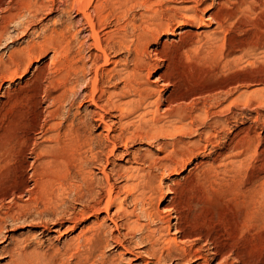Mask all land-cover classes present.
<instances>
[{
	"label": "rangeland",
	"instance_id": "rangeland-1",
	"mask_svg": "<svg viewBox=\"0 0 264 264\" xmlns=\"http://www.w3.org/2000/svg\"><path fill=\"white\" fill-rule=\"evenodd\" d=\"M1 1L0 19L3 14L5 15L6 11L9 12L16 7V0ZM36 1L38 0H31L32 4ZM48 1L50 0L42 1L44 2V7L39 9V13L34 18L32 17L33 19H31V16L25 11L24 13H27L28 19L25 17V14L21 19L18 18L21 22L24 21L22 22L23 26L19 24L21 22L18 20L19 23L16 21L17 24H13L15 22H11V24L8 23L7 34L3 37L5 39L0 42V59L6 62V65L0 67V220L4 218L0 221V232H2L0 233V264H8L9 251L17 244L21 246L26 245L28 249L34 248L41 257H49L54 254L56 250L62 253L72 236L77 234L83 226L90 225L92 223L91 220H94L93 217H89L79 223L77 227L75 226V229H66L67 226L71 225L69 218L72 208L75 207V210H78V208L81 209L83 207L82 203L77 200V197H75L76 195L74 196L73 194L67 193V189L65 190L66 192L62 191L61 193L59 189L62 187L59 186L60 183H58L60 180L55 174L53 176L54 180H52L49 188H47L43 194L38 195L33 189V179L30 175V170H28L30 166L37 163L36 159L34 160V154H28L29 146L34 142V139L41 136L36 138L35 142H40L42 145H49L53 142L48 135L51 136L55 132L53 130L47 131L48 125L60 121L61 119H71L74 114H76L77 118H84V112L86 110H94L86 101V93L88 91L86 85L93 71L90 54L92 50L94 52L93 46L90 44L92 40L89 37V26L86 20L82 19L83 16L76 9V6H68V4H71L68 3L70 0H53V2L51 0L49 5H47ZM103 5L102 16L106 18L104 17L97 27V29L100 28L102 31L98 29L100 38H102L101 40H105L103 38H106L108 34L109 36L114 35L113 33L117 32L115 30L127 21H131L135 25L134 31L128 28L131 37L133 33L135 34L139 30H142L143 25L145 30H147L148 26L151 27H149L151 30L157 29L156 39H151L149 43H147L148 50H150L149 59H157L160 57L164 58L165 61L169 59L174 61L173 67L169 70L167 69L165 73L166 77L164 83L167 80L179 82L182 90L187 92L182 99L185 103L195 102L196 100L201 101L199 98H206L208 94L217 92L215 99L207 100V104L204 105L203 109L204 115H206L203 121L206 120V124H208L207 122L209 121L210 124L208 125H212L213 127L211 129H216L214 131L210 129L211 136H205L201 132L203 129L206 130V127L199 123L193 124L191 131L176 135V137L173 138L164 137L158 140L153 139L154 141L150 139L148 142L145 138L140 139L134 136L135 138L133 137L132 142L130 141V145L127 146V152L130 154L124 152L121 143L117 144L114 155H108L106 147L110 149V145L104 148L101 161L104 163L106 154V157L108 156L109 158L106 170H116L119 167H127V165L130 164L127 160L130 158L131 154H139L141 156L146 154L147 156L153 155L155 157H160L163 153L158 150L159 142H167V151H169L172 149V146H175L174 142L176 139L180 138V140L184 142V145L176 149V154L172 153L171 156L169 155L170 158L168 157L167 161L169 164L178 165L180 160L184 159L185 163L181 168L178 167L177 171L168 172L169 174L166 172L161 176L160 183L162 192L165 195L169 187L176 191L177 204L180 211L184 214L183 218L185 219L182 220L183 230L185 233L189 232V236L176 235L173 227H171L170 233L167 236L176 235L180 243H195L196 246H202L204 248L209 246L208 244H210V241L226 246L227 250H225L223 257H212L209 264H218L225 259L226 256L227 258L225 260H227L228 264H240L241 260H247V264H264V102L261 103L259 100V98H261L260 96H264V52L261 51L263 49L258 51L256 48V46L262 43L261 40L264 42V0H103ZM89 11L92 14L93 11H91V9H89ZM113 13L117 18L113 16ZM117 13H119V17ZM185 14L187 15L185 16ZM190 16H201L202 20L194 22L192 18H190V21ZM79 20L80 23L78 22ZM2 21L1 19L0 24ZM162 24L164 26L169 25L168 27L170 30L160 31L159 29L163 26ZM23 30H25V32ZM213 30L217 36L218 46L215 52L217 55H215L216 57L214 56V59L206 58L212 56H208V54L205 55V53L201 51V47L197 48L199 44L204 41V34ZM44 34L47 35L46 39L48 44H44L45 46L42 48L41 54L33 59L31 63L16 65L13 62H8V55L10 53L18 52L21 47H26L29 42L33 40L35 42H41V39L43 40L46 36ZM52 37L53 39H51ZM131 37L129 39H131ZM50 43L59 44L57 45L58 48L54 50ZM190 43L192 44V50H195L194 53L197 51L196 54H193L194 56L191 55L192 53H189L190 51L186 54H182L188 45L190 48ZM219 44L222 46L220 47ZM116 46L115 44L113 46L114 49L111 48L107 50L110 60L120 61L126 59V51L118 49ZM195 47L197 49H195ZM78 48L79 50H77ZM240 48H245L248 54L246 53L240 60H236L237 63L235 62V64H227L229 68L226 67V65V69L221 67L222 65L219 61L220 52L223 51L224 54L235 50L236 54L234 53L230 58L234 55L238 57L237 55H239L238 52ZM156 52L159 54L157 53V55H155L154 53ZM82 59L86 62L85 64L87 66L85 65L84 74L80 76L78 84L75 85L77 86L75 87L76 92L73 95L75 96L76 94L74 97L75 102L73 101L71 106L69 102H67L68 100H63L60 106L62 111L59 112L61 116L57 115V117H53L51 111L54 109L55 104L53 105L54 102L50 100L51 98L47 95L50 94V96H54L57 92L62 90L60 88H62V81H64L65 75L71 73L74 67L83 61ZM75 61H78L77 64H75ZM102 63L103 60L101 57L97 61V65L99 64L98 66H100V69L106 67V65H102ZM216 64L217 66L214 68ZM112 66L113 64L111 63L107 65V67ZM16 69L17 71L15 72ZM59 71L63 75L59 73ZM158 72H160L159 68L154 67L150 79L154 78ZM58 78H61L62 84ZM112 82H104L102 86L107 90H116V88L121 86L120 82ZM218 85H221V87H217ZM242 89L244 90V95L240 97L239 103L233 102L231 105L230 101L236 98ZM258 90L261 93H259ZM200 91L201 94H198ZM161 93H164V91ZM227 93L229 95H227ZM256 95L257 98L255 97ZM104 101L105 99L103 97L99 103L105 105L106 102ZM229 103L230 106H228ZM163 107L164 104L159 107L161 108L160 110H162ZM107 110L109 109L105 108L106 112H100L105 114V120L108 123H114V126H112L113 133L117 134L120 130L119 123L123 122L124 119L119 121V117L115 112ZM66 116L67 118H64ZM216 116L224 120L223 126H213L212 120L213 117ZM148 117L150 118L149 114L147 118ZM129 121H131L132 124L139 123L137 114L130 115ZM92 122L94 123V121ZM145 126L146 125H143L144 128ZM130 127L132 128V126ZM43 129H47L46 132L45 130L43 131ZM239 130L241 131L239 132ZM98 131L100 132L101 129L92 132L93 134H97ZM101 132L104 133L103 131ZM137 132L142 133L143 131L141 129L137 130ZM19 136L22 138L27 137L29 142L31 141L25 154L20 153L18 150L20 149V144L18 142L21 138H19ZM47 137L49 141L51 140L50 142L47 140ZM15 147L18 150L16 152ZM231 148L232 150H230ZM133 151L134 153H132ZM121 152L125 155H122ZM175 158L177 159L175 160ZM132 164L135 165L134 163ZM95 166L97 167L98 165L95 163L90 165L93 176L95 178L97 177L96 179L102 180L100 167L98 166L99 168H96ZM140 166L144 169L146 168L145 170L148 169L146 165ZM115 167L116 169H114ZM152 170L154 173L160 172V168L158 169V167H153ZM111 181L115 182L118 186H121L125 182V180L120 177L118 178L116 175L112 176ZM17 182H21L20 190L12 196L10 193ZM59 191L60 193H58ZM53 193L54 195H52ZM165 195L158 204L160 210L166 209L168 196L166 197ZM16 203L28 204V207L34 210L32 211L29 209L31 215L29 212H27V214L24 212L23 216L17 212L18 208L16 207ZM125 204L129 210L133 208V204L129 198L126 200ZM88 205L87 207L85 206L86 210H88ZM135 210L139 213L138 209ZM11 212L15 217V221L6 215L12 214ZM20 215L23 217H20ZM113 217L114 216H112V218ZM142 218L143 217H140L139 219L141 220L139 221L147 224V220ZM113 219L117 224V228L112 222H107V225L113 230H111V232L119 237L121 245L111 240L110 245L105 248L106 256L113 261H118V264H140L143 260L152 262V258L148 257V255L145 256L144 254L136 253L137 251L142 252L147 249L146 245L142 246V243H138L139 233L133 232V234L131 233L132 235H124L125 233L123 232L126 229L122 227L123 219H121V217L119 218L118 215H115ZM155 224L156 223L151 222V228L155 227ZM44 226L47 228L49 226L50 229L43 230ZM64 229H66L65 232H63ZM145 230L146 229L143 231ZM204 235H208L209 238L201 237ZM125 247H127L128 250L125 249ZM66 261L67 256H63L62 262L66 263ZM199 262L198 259L194 260L193 258L190 260L175 259L167 264H200Z\"/></svg>",
	"mask_w": 264,
	"mask_h": 264
},
{
	"label": "bare ground",
	"instance_id": "bare-ground-1",
	"mask_svg": "<svg viewBox=\"0 0 264 264\" xmlns=\"http://www.w3.org/2000/svg\"><path fill=\"white\" fill-rule=\"evenodd\" d=\"M42 1H45V0H42ZM42 1L38 0V1L34 2V4H32L33 1L31 2V0H16V7L13 10H10V8H9L10 11L9 12L6 11L5 15L3 14V16L1 18L3 21L0 24V42H1V40L5 39L3 37L5 34H7L8 23L11 24V22H15L13 24H17L18 21L21 22L19 19H21V17L25 14L24 13L25 11L28 13V15L31 16V19H33L39 13L38 12L39 9L44 7V4H43L44 2H42ZM50 1H48L47 5H49ZM70 1L68 3H71V4L70 5L68 4V6H72V5L76 6V9L83 16L82 19L86 20L87 25L89 26V30H90L89 37L92 40V42L90 44L93 46V49H94V52L92 50V53L90 54V57H91L90 61L93 64V66H92L93 71H92V75L90 76L91 78L89 79L88 83L86 82L87 83L86 87L88 88V91L86 93V101H87V103H89L90 106H92L94 108V110H91V111L86 110L84 112V118H77L76 114H74L71 119H68L66 116L64 118H67L68 120L67 119H63V120L61 119L60 121L54 122L53 124H50L48 126L46 125L47 129H48V130L46 129L47 131L53 130L55 132L51 136L48 135L50 137V139H52V141H53L52 144L50 143L51 145L50 144L49 145H42V144H40V142L39 143L35 142V139L39 138L41 136L36 137L34 139V142L31 144V146H29L31 141L29 142V140L26 136H25L26 138H22L21 136H19V138L20 137L21 138L19 139V142L18 141L17 142L20 144V147H19L20 149H18L20 153L25 154L26 153L25 151L28 149V146H29L30 148L28 149V151H29L28 154L31 153V154H34V156H35L34 160L36 159L37 163L34 162L35 165L30 166V168L28 170H30V175L32 176V179H33V187H34L33 189L38 193V195L43 194L44 191L47 190V188H49L50 184L52 183V180H54L53 176L55 174V175H57L56 177L59 178V180H60L58 183H60L59 186L62 187V188L59 187V188H61V189H59V190H61V193H62V191L66 192L65 190L67 189V191H68L67 193L73 194L74 196L76 195L75 197H77V200H79L82 203L83 207L81 209L78 208V210H75L74 209L75 207L72 208L71 215L69 218L71 225L67 226V227L65 226L66 229H69V230L75 229L74 228L75 226L77 227V225H79V223L83 222L86 218H89V217H93L94 220H91L92 223L90 225L83 226L77 232V234L72 236V238L70 239V242L67 244L66 247H64L65 249H63L64 251H62V253L60 251L56 250L54 252V254H52L49 257H45V256L41 257L35 251L34 248L28 249L26 245L21 246V245L17 244V245H14L9 251L8 264H118V261H113L111 258H108V256H106V254H105V248H107L110 245L111 240H113V242L115 241V242H117V244L121 245V242H120L121 240L119 239V237L117 235H114L111 232L112 229L107 225V222H112L114 224V226L116 227L117 224L115 223V221L113 219L115 217V215H118L119 218L121 217V219H123V223H122L123 226L122 227H124L126 229L125 230L126 232L125 231L123 232V233H125L124 235L131 234V233L133 234V232H135V233L138 232L139 233L138 243H140V244L142 243V246L146 245L147 249L143 250L142 252L137 251L136 253L144 254L145 256L148 255V257H151L153 261L147 262L146 260H143V261H141L142 264H149V263L167 264L169 262L174 261L175 259L190 260L192 258L194 260L198 259L200 261L199 262L200 264H209L210 259L212 257H215V256L223 257L225 250H227V247L224 245H219L216 242L210 241L209 242L210 244H208L209 246L206 245L207 247L204 248L202 246L201 247L196 246L195 243L185 244L182 242L180 243V240L179 241L177 240V236H176L177 234L179 236H181V235L189 236V234H188L189 232L185 233V231L183 230V226H182V220L184 219L183 218L184 214L180 211V209L178 207L177 200H176V198H177L176 191L173 188L169 187V188H167L168 192L165 195L162 192V187H161L160 182H161V176H163L166 172L168 173V172L177 171V168L178 167L181 168V166L185 163L184 159H181L180 162L178 163V165L169 164L167 161L169 155L171 156L172 153H175L177 151L176 149L179 148V146L181 147V145H184V142L182 140H180V138L176 139V141L174 142L175 146H172V149L169 151H167V147H168L167 142H165V141L159 142L158 150L161 153H163V155L160 157H155L153 155L147 156L146 154L144 156H141L139 154H131L130 158L127 160L130 163L129 165H127V167H122V168L119 167L117 169L115 167L114 169H116V170L111 169V170L107 171L106 166L109 163L108 156L106 157V154H105L106 159L104 160V163L101 161L102 160L101 155H103L102 152L107 145H110L109 146L110 149H108L106 147V149L108 150V155H114V152H115V149L117 148L118 143H121V145H123L124 152H127V149H128L127 146L130 145L129 142L130 141L132 142V138L134 136L139 137L140 139L145 138V139H147L148 142L150 141V139L158 140V139H161L164 137L165 138L166 137H172L173 138V137H176V135L183 134L185 132L187 133L188 131H191L193 124H197V123L206 127V130L203 129L204 131L203 130L201 131L205 136H211L212 134L210 133V129L213 127H212V125L211 126L208 125V124H210L209 121L207 122L208 124L205 123L206 120L203 121L206 117V115H204L205 113H204L203 109H204V105L207 104L206 103L207 100L215 99V97H216L215 95L217 92L216 93L214 92L212 94H208V96L206 98H203V97L199 98L201 101L196 100L195 102L192 101L191 103H185L182 99L185 97V94H187V92H184L182 90L179 82H176V81L171 82V81L167 80L164 83V79L166 77L165 73L167 72V69L169 70L171 67H173L172 65H174V61L173 60L171 61V59L165 61L164 58H160V57L157 58L158 60L156 58L149 59L150 50H148V47H147L148 44L147 43H149V41L151 39H156V37H157L156 33L158 32L157 29L151 30V29H149L150 26H148L147 30H145V28H143V26H144L143 25L142 30H139L135 34L133 33L132 37H131L130 33L128 31V28L135 30V25L133 24V22L127 21L126 23L121 24L119 26V28L117 30H115V31H117V32H115L116 34L113 33L114 35H110V36L108 34V36L106 38H103L105 40H101L102 38H100V34L98 31V29L100 30V28L97 29V27L99 26V24L102 22V20L105 17V16L104 17L102 16V12H103L102 10H103V6H104L103 0H72L71 2ZM52 2H53V0H52ZM0 6L2 7V5H0ZM89 9H91V11H93L92 12L93 15L90 13ZM121 10H120V12H121ZM27 13L25 14L26 18H27ZM118 15H119V13H117V16ZM186 15L187 14H185V16ZM113 16L115 17V14ZM107 17H109V16H107ZM115 18H117V17H115ZM190 18H192V21H194V22L202 20L201 16L200 17L199 16H192V17L190 16L189 20H190ZM29 20H30V18H29ZM22 22H24V21H22ZM22 22L19 24L22 25ZM78 22L80 23V20ZM25 24L28 25L27 23H25ZM156 25H159V24H156ZM156 25H154V26H156ZM168 26L163 25L162 27H160L159 30L160 31H163V30L166 31L169 29ZM23 31L25 32V30H23ZM8 33H9V31H8ZM60 33H62V32H60ZM44 35H46V34H44ZM102 36H105V35H102ZM42 37H44V36H42ZM46 37H47V35L44 37L43 40L41 39V42H38V41L35 42L33 40V41L29 42V44L26 47H24V46H23L24 48L21 47L18 52L10 53L8 55V60H9L8 62H11V63L13 62L16 65H19V64L26 65V64L31 63L33 59L37 58L41 54V50L45 46L44 44H48ZM130 37H131V39H129ZM51 39H53V37ZM203 40L204 41L201 44H199V46L197 45L198 46L197 48L201 47L200 49H201V51H203L205 53V55L208 54V56L209 55L212 56V57H206V58H213L214 59L216 57L215 55H217V54H215V52L218 48L217 36H216L214 30L211 32H206L203 36ZM103 41H104V44H103ZM261 42H262L261 44H259V45L257 44L258 46H256V45L255 46H256L258 51L260 49H263L261 51L264 52V42L262 40H261ZM63 43H64V41H63ZM115 44L117 45L116 47L118 49L126 51V53H127V56H125L126 59H123L120 61L110 60V58H109L110 56L108 55L107 50H110L111 48L114 49L113 46ZM50 45H52L51 47L55 50L56 48H58L57 45H59V44L56 45L55 43H50ZM191 46H192V44L190 43V48L188 45V47L186 49H184L185 51L182 54H186L188 51H190L189 53H192L191 55L196 54L197 51H196V53H194L195 50H192ZM221 46L222 45H220V47ZM78 47H80V46H78ZM220 47H219V49H220ZM197 48L195 47V49H197ZM244 49L245 48H242V49L240 48L239 52H238L239 55H237L238 57H236L234 55L235 57L233 56L232 58H230V57L235 53V50L230 51L229 53H224V54H223V51H221V52L219 51L220 52L219 61L221 62L220 64L222 65L221 67L225 68V65H226V67H228L227 64H229V63L235 64L236 60L238 61L242 57H244V55H246V53H247V50L246 49L244 50ZM77 50H79V48ZM249 52H250V49H249ZM253 52H254V49H253ZM157 53L158 52H156L154 54L157 55ZM57 57H58V55H57ZM101 57L103 60L102 65L103 64L106 65V67H104L102 69L99 68L100 67V66H98L99 64L97 65V61ZM184 59H185V56H184ZM190 59H191V57H190ZM211 60H209V61H211ZM215 60H217V59H215ZM199 61H201V60H199ZM61 62H62V60H61ZM77 62L75 64H77ZM5 63L6 62L4 60L0 59V67L1 66L3 67L4 65H6ZM85 63L86 62L83 60L81 63H78L76 65V67H74L73 71L71 70L72 72L69 71L71 73H69V74L67 73L65 75V79H64V81H62L63 84L61 82V78L60 79L58 78V80L62 84V88H60L62 90L59 89L60 91L58 90L59 92H57L54 96H50V94L47 95L51 98L50 100H52L54 102L53 105L55 104L54 109L52 111L50 110L53 117L54 116L57 117V115L60 114L59 112L62 111L60 106H61V103L63 102V100H65V99L68 100L67 102H69V104L72 106L73 101L75 99L74 97L76 96V94H75V96H73L74 93L76 92L75 87H77L75 85L78 84V81L80 80L79 79L80 76H82V74H84L85 67L87 66ZM110 63L113 64V66L107 67V65H109ZM75 64H73V65H75ZM216 66H217V64L215 65L214 68H216ZM154 67H158L160 72H158V74L154 78L150 79V75H151ZM21 69H22V67H21ZM39 70H42V69H39ZM16 71H17V69L15 70V72ZM217 71H218V68H217ZM1 73H3V72H1ZM59 73H61V72L59 71ZM215 74H216V72H215ZM57 75H59V74H57ZM69 75H71V76H69ZM4 76H5V74H4ZM104 78H105V80H104ZM41 79H42V77H41ZM110 81L111 82L115 81L116 83L120 82L121 86L119 88H116V90H109V89L107 90L102 85L104 84V82H110ZM115 82H112V83H115ZM219 86L221 87V85H218L217 87H219ZM59 87H61V86H59ZM79 87H78V89H79ZM106 87H108V86H106ZM241 87H243V86H241ZM49 88H50V85H49ZM163 91H164V93H161ZM243 91L244 90L242 89L240 94L236 98H234L230 101L231 105L233 104V102L239 103L240 97H243V95H244ZM261 91H263V90H261ZM225 92H226V90H225ZM258 92H259V90H258ZM228 93H227V95H229ZM259 93H261V92H259ZM77 94H78V91H77ZM198 94H201V91L198 92ZM252 94H254V93H252ZM261 95H263V94H261ZM103 97L105 99L104 102H106L105 105H102L99 103L100 100L103 99ZM198 97H199V95H198ZM198 97H197V99H198ZM255 97L257 98V95ZM260 97L261 98H259V100L261 103H263L264 102V96L263 97L260 96ZM84 100H85V98H84ZM221 102H223V101H221ZM230 103L228 106H230ZM163 104H164V107L162 108V110H160L161 108H159V107ZM208 104H209V102H208ZM105 108L106 109L108 108L109 110H111V112H115V114L118 115V117H119L118 118L119 121L124 119L123 122L119 123L120 130L117 134L113 133V127L112 126H114L113 125L114 123H112V122L108 123L105 120L106 116L104 113H102L103 111H105ZM109 110H107V111H109ZM100 111H102V112H100ZM132 114H137V117L139 120V123L137 122L138 124L137 123L132 124V122L129 121V117ZM148 114H149L150 118L149 117L147 118ZM211 114H213V113H211ZM52 116H50V117H52ZM59 116H61V115H59ZM112 116H113V114H112ZM133 116H131V117H133ZM145 116H146V118H145ZM60 118H62V117H60ZM133 119H135V118H133ZM92 121H94V123ZM223 121L224 120H221L219 117L216 116V117H213L212 124L215 127L223 126ZM51 123H52V121H51ZM143 125H146L147 127L145 126V128H144ZM130 126H132V128ZM99 129H101V131H103L104 133H102L101 131L100 132L98 131L97 134H93L92 131H94V130L97 131ZM141 129L143 131L142 133L137 132V130H141ZM44 130L45 129H43V131ZM46 130H45V132H46ZM211 130H213V129H211ZM214 130H216V129H214ZM240 131L241 130H239V132ZM200 135H201V133H200ZM17 139H18V136H17ZM48 139L49 138L47 137V140ZM37 141H38V139H37ZM42 141H44V140H42ZM8 147H10V146H8ZM18 150L16 148L15 152ZM230 150H232V148ZM132 153H134V151ZM121 154H122V152H121ZM128 154H130V153H128ZM23 157H24V155H23ZM16 159H17V157H16ZM176 159L177 158H175V160ZM93 163L97 164L100 167V173L102 175V180L96 179L97 177L95 178L93 176V173L90 169V165ZM132 163H134L135 165H133ZM140 165H146L148 167V169L145 170L146 168L144 169ZM25 166H22V167H25ZM153 167H158V169L160 168V172L154 173L152 170ZM207 170H208V168H207ZM115 175L118 178L120 177L123 180H125L124 184H122L121 186H118L115 184V182L111 181L112 176H115ZM20 184H21V182H19V183L17 182L15 184L13 190L11 189L12 191H11L10 195L13 196L14 193L19 192ZM32 192H34V191H32ZM54 193L52 195H54ZM58 193H60V191ZM8 195H9V193H8ZM15 195H17V194H15ZM18 195H19V193H18ZM164 195L166 197L168 196V200H167L168 202L166 204L167 206H166L165 210H160L158 207V204L164 198ZM182 195H185V194H182ZM47 196H49V195H47ZM62 197H63V195H62ZM128 198L133 204V208L131 207L132 208L131 210H129V208H127L126 204H125L126 200ZM55 202H57V201H55ZM54 205H55V203H54ZM61 205H62V203H61ZM87 205H88V210H86V208H85V206L87 207ZM185 205H187V204H185ZM35 206H37V205H35ZM13 207H14V205H13ZM16 207L18 208L17 212L22 214V215L24 214V212H26V214H27V212H29V209H31V207H28V204H25V203L24 204H21V203L17 204ZM37 207H39V206H37ZM43 209H44V207H43ZM135 209H138L139 213H137V211ZM111 210H112V212H111ZM134 210L136 213L134 212ZM187 210H189V209H187ZM30 212H29V214H30ZM69 213H68V215H69ZM6 215L9 218H12V219L15 218L13 213L9 214V215L6 214ZM22 215H20V217ZM112 216H114V217L112 218ZM18 217H19V215H18ZM140 217H143L145 220H147L146 221L147 224L140 222L139 221V220H141V219H139ZM3 219H1L0 221H2ZM14 221H15V219H14ZM47 221H48V219H47ZM151 222L156 223L155 227L151 228V226H150ZM146 226H147V228H146ZM171 227L174 228L176 235L167 236L170 233ZM0 228H1V226H0ZM116 228H114V229H116ZM118 228H119V226H118ZM44 229L49 230L50 227L48 226V228H47L44 226L43 230ZM66 229H64L63 232H65ZM144 229H146V230L143 231ZM0 233H2V232H0ZM201 237L209 238L208 235H204ZM214 238H215V236H214ZM205 241H206V239H205ZM125 249H127V247H125ZM63 256H67L66 263L62 262ZM226 258H227V256H226ZM225 259H223L218 264H228L227 260H225ZM247 263H248L247 260H241V262H240V264H247ZM251 263H252V261H251Z\"/></svg>",
	"mask_w": 264,
	"mask_h": 264
}]
</instances>
